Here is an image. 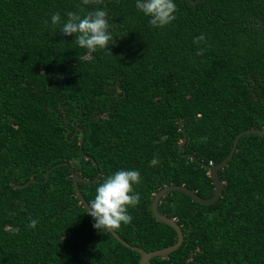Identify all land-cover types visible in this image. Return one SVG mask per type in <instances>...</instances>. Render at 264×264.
<instances>
[{"label":"trees","instance_id":"1","mask_svg":"<svg viewBox=\"0 0 264 264\" xmlns=\"http://www.w3.org/2000/svg\"><path fill=\"white\" fill-rule=\"evenodd\" d=\"M194 1L175 0V20L157 28L135 0H0V264H138L137 250L93 228L73 172L90 201L108 175L138 170L139 203L115 231L157 250L178 236L154 216L155 194L178 184L211 198L210 162L264 128V0ZM97 7L110 51L45 25ZM219 174L212 204L181 190L160 200L184 242L149 264H264V135L241 136Z\"/></svg>","mask_w":264,"mask_h":264},{"label":"clouds","instance_id":"2","mask_svg":"<svg viewBox=\"0 0 264 264\" xmlns=\"http://www.w3.org/2000/svg\"><path fill=\"white\" fill-rule=\"evenodd\" d=\"M89 0H82L88 4ZM135 8L153 27L163 28L175 20L177 5L175 0H135ZM66 19L59 12L53 13L45 25L53 31L59 30L63 36H74L75 43L90 52L107 50L113 44V34L108 21V11L97 7L81 16L79 12L69 11ZM203 39V37H200ZM154 157L150 164L155 165ZM210 162V166H213ZM141 182V174L136 169H120L108 175L95 188L94 198L86 203L87 215L93 220V228L99 232H113L121 224L131 221L129 207H135L140 200L134 185ZM38 220L30 218L27 227L35 228Z\"/></svg>","mask_w":264,"mask_h":264},{"label":"water","instance_id":"3","mask_svg":"<svg viewBox=\"0 0 264 264\" xmlns=\"http://www.w3.org/2000/svg\"><path fill=\"white\" fill-rule=\"evenodd\" d=\"M193 3L197 2L194 0H191ZM249 133H257L260 135H264V128L263 129H258V128H250V129H246L241 131L237 137L234 140V144L232 147V150L230 151L229 155L222 160L219 164L210 166V175L214 180L215 183V193L211 198H203L201 196L198 195V193L194 190H192L191 188H189L186 185H178V184H172V185H168L165 186L163 188H161L154 196L153 202H152V211L154 216L161 222H164L168 225H171L177 232V241L170 245L167 246L165 248H160L157 250H152V251H147L142 247L139 246H135L127 241H125L116 231H113L111 233L114 234V236L116 238H118L119 241L123 242L126 246L137 250L140 254H141V259L139 261L138 264H149V262L157 256H162L165 257L167 255H169L170 253L174 252L175 250H177L178 248L181 247V245L184 242V232L182 230L181 225L178 223V221L175 218H172L166 214H162L159 212L158 210V206L160 203V200L165 197L167 195L168 192H171L173 190H181L187 194H189L195 201H198L200 203L203 204H212L214 202H216L222 195L223 190L225 188V183L223 182V180L220 178V174H219V170L221 168H223L233 157L235 151L237 150L238 147V142L241 138V136H243L244 134H249ZM182 149V145L180 147V151ZM64 164L69 165L68 162H64ZM60 164H57L56 166H54L53 168L59 166ZM81 180V176L76 173L73 172V181H74V186L77 192V195L79 196L81 202L84 204V206L86 207V203L88 202L84 196V194L82 193L81 189H80V185H79V181Z\"/></svg>","mask_w":264,"mask_h":264},{"label":"built area","instance_id":"4","mask_svg":"<svg viewBox=\"0 0 264 264\" xmlns=\"http://www.w3.org/2000/svg\"><path fill=\"white\" fill-rule=\"evenodd\" d=\"M211 164H213V162H211Z\"/></svg>","mask_w":264,"mask_h":264}]
</instances>
